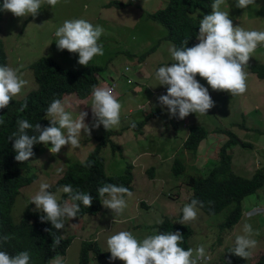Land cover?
I'll return each mask as SVG.
<instances>
[{"label": "rangeland", "instance_id": "374dc122", "mask_svg": "<svg viewBox=\"0 0 264 264\" xmlns=\"http://www.w3.org/2000/svg\"><path fill=\"white\" fill-rule=\"evenodd\" d=\"M115 1L124 6L111 5ZM168 3L169 0H60L55 7L42 4L35 17H16L10 11L3 14L0 34L8 52L9 67L19 68L22 78L27 81L23 95L14 99H23L36 87L30 65L42 57H54L68 67L82 66L78 63L79 57H66L64 51L57 48L54 33L65 20L83 18L104 28L99 41L104 55L95 58L96 64L105 66L99 77V86L109 87L110 82L116 81L114 94L123 106L119 128L106 130L103 125L92 128L91 136L82 137L78 149L66 145L54 155L49 151V143L31 158L26 174L36 173L38 179L22 188L13 211L16 222L22 220L24 210L39 190L40 183L46 182L54 187L68 166L86 160L98 145L100 136L107 142L100 153L105 158L108 175L123 174L129 164L134 165L133 195L126 197L128 207L123 215L115 216L111 209L102 205L99 213H78L76 218L65 222L63 233L76 238L68 253L62 257L63 264H80L85 241L96 242L105 254L97 257L92 252L91 264H124L119 259L110 260L106 244L109 236L127 230L142 240L156 234L154 226L166 218L180 224L177 220L182 217L181 210L190 203L195 188L186 185L184 180L191 176L206 178L217 164L213 162L217 161L214 158L217 150L216 153L210 151L211 160L206 161L183 148L191 125L204 126L208 130L207 140L217 148L228 140L225 130H232L238 137L252 143L246 147H232L235 174L252 178L256 169L264 165V80L251 70L252 66L264 65V45L256 49L245 69L248 89L244 95L231 96L225 91H213L207 81L197 74L196 79L208 88L215 106L208 110L207 115L190 113L183 120L178 115L170 117L166 108L158 102V97L164 95L161 91L167 90V86L159 85L155 72L160 66L173 63L168 51L173 44L166 39V28L146 17L165 9ZM235 4L236 0H226L222 6V10L229 12L234 27L264 31V0H256L247 9L237 8ZM142 56H146L144 60H140ZM126 67L130 71H125ZM128 79L134 84L128 85ZM64 101L66 111L74 117L79 111L87 112L85 123L91 127V95L86 99L73 95ZM157 109L161 114L151 117L143 127H128L131 122L146 119L148 112ZM176 157L186 163L185 178H178L172 173ZM60 168L64 171L58 174L57 169ZM54 193L61 202L66 199L62 191ZM257 205L264 207V189L244 203L246 212ZM233 210L234 207L230 206L217 215L208 216L199 208L198 219L188 223L193 229L190 248L204 245L211 255V260L199 264H226L225 250L234 247L235 237L243 234L245 223L251 224L259 233L253 236L257 246L251 250L248 261L256 264L264 256V215L248 217L245 212L242 220L232 229L220 227Z\"/></svg>", "mask_w": 264, "mask_h": 264}, {"label": "clouds", "instance_id": "9594fccd", "mask_svg": "<svg viewBox=\"0 0 264 264\" xmlns=\"http://www.w3.org/2000/svg\"><path fill=\"white\" fill-rule=\"evenodd\" d=\"M44 3L55 7L60 0H3L0 10L10 11L16 17H35ZM255 3L256 0H236L235 6L247 9ZM225 4L226 0H213L211 13L199 20L196 37L199 42L192 47H187L188 40L183 41L180 47L170 46L168 51L174 62L160 66L155 72L159 85L167 86V90L161 91L164 95L158 97V102L162 108H166L170 117L178 115L183 120L190 113L207 115L208 110L215 106L208 88L196 79L197 74L207 81L213 91H225L231 96H241L247 92L248 73L245 69L256 49L264 45V31L234 27L229 12L222 10ZM103 33L102 26L78 18L65 20L54 35L59 50L78 53V63L87 66L95 57L104 55L103 45L99 42ZM128 83L134 84L133 81ZM26 84L19 68L0 66V109L8 108L10 101L23 95ZM91 97V127L85 123L87 112L79 111L74 117L71 112L66 111V101L61 99H54L46 109L45 116L50 121L49 126L42 127L40 123L33 125L26 119L17 120V130L8 138L14 141L15 160L28 162L34 156L33 147L36 144L47 146L50 143L49 151L55 155L66 145L80 148L81 138L90 137L92 128H99L101 125L106 130L119 128L123 106L114 94V89L94 85ZM27 106L25 102L21 111ZM2 124L4 120L0 119V125ZM135 126L133 123L132 127ZM80 163L85 167L93 166L92 162L86 160H81ZM63 171L62 168L57 169L58 174ZM51 187L49 183H40L39 190L31 197V203L35 205L34 211L44 213L40 216L41 222H50L57 231L65 228L66 221L78 216L81 204L88 208L93 203L90 193L74 189L71 184L57 189L67 196L61 202L56 193L50 191ZM97 192L102 205L111 209L115 216L123 215L128 207L126 197L131 198L133 195L128 187L112 183L104 184ZM202 207V201L191 199L190 203L183 206L182 217L177 221L185 225L197 220L199 208ZM252 214V211L248 213L249 216ZM242 231V235L235 237L234 247L229 252L248 259L252 254L251 250L257 246V240L253 236L259 233L249 223L243 225ZM51 234L52 245L58 247L61 238L56 233ZM10 239L8 235H0V244L7 243ZM182 242L183 236L179 231L148 235L138 240L132 232L122 230L109 236L106 244L111 254L110 260L119 259L124 264H199L201 261L211 260L204 245L185 250L180 246ZM0 264H30V254L28 251L15 255L0 251ZM51 264H63V258L56 256Z\"/></svg>", "mask_w": 264, "mask_h": 264}, {"label": "trees", "instance_id": "16d2710c", "mask_svg": "<svg viewBox=\"0 0 264 264\" xmlns=\"http://www.w3.org/2000/svg\"><path fill=\"white\" fill-rule=\"evenodd\" d=\"M212 2L213 0H169L165 9L147 14L146 17L163 25L167 30L166 39L176 47L182 46V42L185 40H188L187 47H192L199 42L196 38L199 32V20L203 18L202 14L211 13ZM2 4L3 0H0V7ZM111 5L124 6V4L116 1L111 2ZM5 12L0 10V32ZM63 51L66 57H78V53ZM144 57L146 56L140 57V60H144ZM95 58L87 66L68 67L54 57H42L30 65L34 73L36 87L23 99H13L8 108L0 109V119L4 120V124L0 125V235H8L11 238L7 243L0 244V251H6L12 255L21 251H28L30 264H51L54 257H64L76 237L66 236L63 229L57 231L50 222H41L40 216L44 213L34 211L35 205L33 203H30L24 210L22 220L20 222L15 221L13 211L21 190L35 182L38 175L36 173L26 174L29 171L32 157L28 162H17L15 160L16 152L13 149L14 141H10L8 138L17 130L16 122L19 119H26L33 125L40 123L42 127L49 126L50 121L45 116L46 109L54 99L65 100L73 95L79 99L88 98L93 86L100 85L99 77L105 70V66L95 63ZM6 65L9 66V56L0 34V66ZM125 69L129 68L126 67ZM251 70L264 80V65L252 66ZM128 81L132 80L128 79ZM114 83L116 81L113 80L109 86ZM25 102L28 106L21 111ZM148 113L149 116L146 119L131 122L128 127H132L133 123L136 125L134 129L143 127L151 117L161 114V111L157 109ZM225 134L228 136V140L216 149L217 155L214 158H217V161L213 162L217 164L211 169L208 176L206 178L191 176L185 179L184 183L195 187L192 199L195 198L203 202L204 207L200 209L208 216L217 215L230 206L234 207L226 223L220 226L229 230L244 217L246 212L245 200L258 195L264 189V165L256 169L252 178L235 174L232 169V147L237 145L246 147L252 143L238 137L232 130H225ZM109 136L110 134L108 138H110ZM207 136L208 130L204 126L191 125L183 148L190 150L195 155L201 142ZM106 145V139L103 140V136H100L98 145L86 158V161L92 162L93 166H82L80 161L71 164L59 178L57 184L50 189L52 192H59L57 189L62 185L71 184L74 189L90 193L93 196L92 205L86 208L81 204L79 213L90 215L101 211L102 203L97 189L104 184L123 185L128 187L131 192L134 190L133 164H129L123 174H107L105 158L100 153V149ZM43 147L44 144L34 145V154H38ZM207 160L210 161L211 159ZM185 164L183 159L176 157L172 165L173 175L178 178L181 176L185 178ZM151 174L153 175V172ZM172 178L174 179L173 176ZM64 196L67 199L66 194ZM257 207L262 206L258 205L253 208ZM154 228L156 234L179 231L183 236V242L180 246L185 250L190 248V241L193 236V229L190 225L178 224L174 220L166 218L162 223L156 224ZM45 229L50 231H45ZM51 233H56V236L61 238L58 247L52 245L53 236ZM230 250V248L225 250L226 264H251L248 259L238 257L229 252ZM92 252L97 257L105 255L96 242L85 241L80 264H91ZM256 264H264V256Z\"/></svg>", "mask_w": 264, "mask_h": 264}, {"label": "crops", "instance_id": "0c3cea01", "mask_svg": "<svg viewBox=\"0 0 264 264\" xmlns=\"http://www.w3.org/2000/svg\"><path fill=\"white\" fill-rule=\"evenodd\" d=\"M127 84H128V82H127ZM128 85H131V84H128ZM186 136H187V135H186ZM207 137H208V136H207ZM202 144H203V148H202ZM207 148H208V149H207ZM216 149H217L216 145H214L213 143H211L210 141H208L207 138H206V139H204V140L201 142V144H200V146H199V148H198V150H197L195 156H197L196 158H199V157L201 156L202 158H204V160L208 161L207 159H210V158H209L210 155L208 154V153H210L209 150H212L213 153H216V152H215ZM202 153H203V154H202ZM200 154H201V155H200ZM204 155H205V156H204ZM257 206H258V205H257Z\"/></svg>", "mask_w": 264, "mask_h": 264}, {"label": "built area", "instance_id": "2783aa9c", "mask_svg": "<svg viewBox=\"0 0 264 264\" xmlns=\"http://www.w3.org/2000/svg\"><path fill=\"white\" fill-rule=\"evenodd\" d=\"M131 83V81H129ZM109 87H112L114 89V92H115V88H116V83H114L112 86H109ZM255 209H259V211H253ZM252 211L253 214L251 216L248 215V213ZM248 213H247V216L248 217H254V216H259V215H264V208L262 207H257V208H253L252 210H250Z\"/></svg>", "mask_w": 264, "mask_h": 264}]
</instances>
